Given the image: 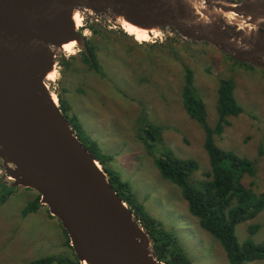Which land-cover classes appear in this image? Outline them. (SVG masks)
I'll return each instance as SVG.
<instances>
[{
    "label": "rangeland",
    "instance_id": "rangeland-1",
    "mask_svg": "<svg viewBox=\"0 0 264 264\" xmlns=\"http://www.w3.org/2000/svg\"><path fill=\"white\" fill-rule=\"evenodd\" d=\"M81 13L79 31L99 48L102 73L91 71L81 62L82 50L77 44L74 54L55 52L57 79L47 82L48 89L57 99L61 94L71 109L70 117L79 119L81 140L96 142L102 154L112 157L106 168L130 184L137 200L174 236L178 248L192 264H229L222 245L190 214L181 188L161 176L154 156L138 135H146L144 122L161 127L162 141L154 143L153 154L170 150L180 159L195 160L199 171L192 179L203 180L211 165L204 148V131L187 114L182 102L184 69L194 72V87L206 105L211 128L219 118V82L232 80L244 113L228 119L230 125L221 137H216V142L220 148L255 163L256 176L245 177L244 184L257 194L263 192L264 69L237 64L207 43L183 39L173 28L158 39L137 42L119 22ZM92 26L97 34L91 31ZM72 57L76 61L71 68L60 66L62 60ZM38 197L31 189H12V183L0 174V264H34L45 259L52 260L48 264H74L70 257L76 256L66 232L46 206L39 202L37 211L24 215V209ZM51 221H57L64 230L65 245L55 240ZM255 225L260 230L252 235L250 228ZM236 236L240 243L248 238L264 243V212L239 224Z\"/></svg>",
    "mask_w": 264,
    "mask_h": 264
},
{
    "label": "water",
    "instance_id": "water-1",
    "mask_svg": "<svg viewBox=\"0 0 264 264\" xmlns=\"http://www.w3.org/2000/svg\"><path fill=\"white\" fill-rule=\"evenodd\" d=\"M75 12L173 28L264 69V0H0V174L40 195L81 264H166L48 89L58 48L85 49Z\"/></svg>",
    "mask_w": 264,
    "mask_h": 264
},
{
    "label": "trees",
    "instance_id": "trees-1",
    "mask_svg": "<svg viewBox=\"0 0 264 264\" xmlns=\"http://www.w3.org/2000/svg\"><path fill=\"white\" fill-rule=\"evenodd\" d=\"M91 31L98 33L94 26L91 27ZM85 42V49L79 55L81 62L87 65L91 71L101 74L103 69L98 55L99 48L89 39ZM227 57L237 64L247 66ZM75 61L76 57L65 58L62 63L60 62V66L69 69ZM235 89L236 85L232 80H220L217 101L219 118L216 126L211 128L207 121L206 105L194 87V72L189 68L184 69L182 102L187 114L199 123L204 131V148L211 165V170L204 174L203 180L196 181L195 177L192 179L193 175L199 171V164L195 160L180 159L170 150L159 155L153 154L154 143L162 141L163 129L161 127L149 121L144 122L146 135L140 133L138 138L144 141L149 153L154 156L161 176L181 188L190 214L198 219L203 230L210 233L222 245L229 264H249L264 261V243H255L251 238L240 243L236 236V228L239 224L253 220L264 212V191L257 194L244 184L245 177L254 178L256 176L255 163L247 157L239 156L232 150L220 148L216 142V137H221L226 127L230 125L228 119L237 118L244 113V109L238 104L235 97ZM58 100L62 113L70 122L78 139L94 155L108 175L115 191L135 213L136 218L150 235L158 260L166 264H192L178 248L174 236L168 233L162 224L154 219L146 211L144 205L137 200L130 184L106 168V163L112 157L102 154L96 142L90 139L81 140L82 125L79 119L73 115L70 117L71 109L59 93ZM40 200L39 195L36 202L30 203L24 209V215L37 211L40 207L38 205ZM258 230H260V226H252L250 233L255 235ZM66 236L70 245L67 233ZM50 262H52L51 259H45L34 264ZM58 262L62 263L63 261Z\"/></svg>",
    "mask_w": 264,
    "mask_h": 264
},
{
    "label": "bare ground",
    "instance_id": "bare-ground-1",
    "mask_svg": "<svg viewBox=\"0 0 264 264\" xmlns=\"http://www.w3.org/2000/svg\"><path fill=\"white\" fill-rule=\"evenodd\" d=\"M80 13L81 12H75L74 15H73V20L75 21V26H76V29H78V30L82 26ZM88 13H90V12H88ZM118 21H119V24L122 27V29L125 30L124 32L127 33L130 36L133 35L132 37L135 38V40H138L137 42L151 41L152 39H156V38L158 39V37H159L160 32H158V31H152V29H150V28H147V27L141 26V25H136V24H133V23H131L129 21H123L122 19H119ZM148 30H149V32H148ZM165 32H167V31H165ZM76 45H77V41L74 40V41H72L70 43L64 44L63 46H61L58 49L61 50V51L70 53V54H74V49L76 48ZM76 50H77V48H76ZM57 73L58 72H57L56 68H54L51 71H49L45 75L46 82H54V81H56V79H57V77H56ZM57 83H58V81H57ZM53 97H54L53 98L54 101L57 103L58 102L57 97L55 95H53ZM83 264H87V263L84 262Z\"/></svg>",
    "mask_w": 264,
    "mask_h": 264
},
{
    "label": "crops",
    "instance_id": "crops-1",
    "mask_svg": "<svg viewBox=\"0 0 264 264\" xmlns=\"http://www.w3.org/2000/svg\"><path fill=\"white\" fill-rule=\"evenodd\" d=\"M30 214H33V213H30ZM51 222L54 224V228H55V237H54L55 240L58 243H63V245H65L66 236H65L64 230L62 229V227L59 225V223L57 221H51ZM70 260L72 261V263L75 264V261H76L75 257H73V258L70 257ZM67 263H69V262H67ZM76 264H80L78 260H77Z\"/></svg>",
    "mask_w": 264,
    "mask_h": 264
}]
</instances>
